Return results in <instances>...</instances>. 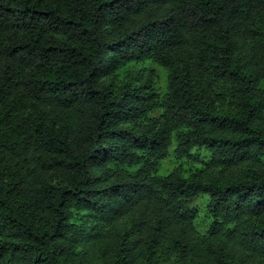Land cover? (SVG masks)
I'll use <instances>...</instances> for the list:
<instances>
[{
	"label": "trees",
	"instance_id": "obj_1",
	"mask_svg": "<svg viewBox=\"0 0 264 264\" xmlns=\"http://www.w3.org/2000/svg\"><path fill=\"white\" fill-rule=\"evenodd\" d=\"M159 259L264 264V0H0V264Z\"/></svg>",
	"mask_w": 264,
	"mask_h": 264
},
{
	"label": "rangeland",
	"instance_id": "obj_2",
	"mask_svg": "<svg viewBox=\"0 0 264 264\" xmlns=\"http://www.w3.org/2000/svg\"><path fill=\"white\" fill-rule=\"evenodd\" d=\"M150 68H152L155 71V78H157L155 89L158 93H161L163 91V80H164L165 70L164 68L157 67L152 64H150ZM173 150L174 149L172 148L170 152V157L166 161L161 162L160 169H158L159 174L161 175L168 174L172 169H174L179 165H181L184 168H187L189 166L188 164H192V165L195 164V162L192 163V160L194 158L205 157L207 159L209 154L203 149L195 150L193 151L194 153L193 158H189L188 160L186 159L177 160L175 158V154ZM207 202L208 200L204 197H198L192 202V206L197 209L196 230L198 231L199 234L206 233L209 227L210 221L208 219L207 210H206ZM158 264H172V260L169 261L165 260L163 262L161 259H159Z\"/></svg>",
	"mask_w": 264,
	"mask_h": 264
}]
</instances>
